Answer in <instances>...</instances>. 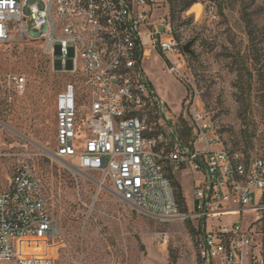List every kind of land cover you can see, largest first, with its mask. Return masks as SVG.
Wrapping results in <instances>:
<instances>
[{"label":"built area","instance_id":"built-area-1","mask_svg":"<svg viewBox=\"0 0 264 264\" xmlns=\"http://www.w3.org/2000/svg\"><path fill=\"white\" fill-rule=\"evenodd\" d=\"M153 7V0H0V46L15 36L39 41L45 55L58 57L57 71L82 81L54 97L56 160L99 174L100 188L109 181L122 202L160 222H196L198 264H264V155L225 148L196 99L178 116L188 142L178 122L169 124L142 62L152 47L167 56L168 74L184 78L186 64L169 22L164 33L149 22ZM6 79L10 103L26 82ZM166 166L171 175L189 171L193 213L180 211ZM225 216L239 220L207 230L208 219ZM59 238L43 188L22 161L0 193V264H53L52 250L20 255L19 243L47 250Z\"/></svg>","mask_w":264,"mask_h":264},{"label":"rangeland","instance_id":"rangeland-1","mask_svg":"<svg viewBox=\"0 0 264 264\" xmlns=\"http://www.w3.org/2000/svg\"><path fill=\"white\" fill-rule=\"evenodd\" d=\"M198 0L202 13L181 15L188 25L174 37L185 59L184 78L167 73V56L149 47L143 71L174 126L187 103L196 99L228 150L264 155V0ZM149 22L161 33L169 22L165 0H153ZM167 36V35H166ZM190 44L193 55L182 47ZM173 60L179 58L172 56ZM58 59L45 55L39 41L15 36L0 46V193L17 166L26 162L43 188L60 238L45 250L28 241L20 255L52 253L53 264H198L191 220L160 222L122 202L101 176L81 173L53 157V101L67 83L82 81L54 68ZM25 78L21 98L8 103L6 78ZM182 116V115H181ZM181 188L186 212H194L188 170L172 175ZM199 175H196V180ZM238 216L207 220V230L238 222ZM195 230V229H194Z\"/></svg>","mask_w":264,"mask_h":264},{"label":"trees","instance_id":"trees-1","mask_svg":"<svg viewBox=\"0 0 264 264\" xmlns=\"http://www.w3.org/2000/svg\"><path fill=\"white\" fill-rule=\"evenodd\" d=\"M168 5V17H169V24L171 26V30L173 33V36L178 40V37L176 35V31L179 28H182L186 25H188V21L181 20V15L185 13L187 10H189L193 5L198 3V0H165ZM213 4L216 5V7L220 8L221 2H217V0H213ZM191 56V55H190ZM152 119H148L147 123H152ZM178 124L180 127V136L182 139L186 142L190 139V130L187 127V123L183 121L181 118L178 119ZM165 171L168 175V177L171 180L172 186L174 188L175 196L178 201L180 211L182 213L186 212L185 205H184V199L181 193V188L178 182L174 179V177L171 175V171L169 167H165ZM189 227V233L193 238L197 235V232L191 227Z\"/></svg>","mask_w":264,"mask_h":264},{"label":"bare ground","instance_id":"bare-ground-1","mask_svg":"<svg viewBox=\"0 0 264 264\" xmlns=\"http://www.w3.org/2000/svg\"><path fill=\"white\" fill-rule=\"evenodd\" d=\"M190 11L196 16V17H200L201 13H202V9H201V6L198 5V4H195L193 5L191 8H190ZM146 56H148V54H146ZM29 241V240H28ZM27 240H23L19 243V245H23L22 249L26 251V248H27Z\"/></svg>","mask_w":264,"mask_h":264},{"label":"water","instance_id":"water-1","mask_svg":"<svg viewBox=\"0 0 264 264\" xmlns=\"http://www.w3.org/2000/svg\"><path fill=\"white\" fill-rule=\"evenodd\" d=\"M190 42L187 43L185 46L182 47V52L183 54H186V55H193V53L190 51L189 47H190ZM67 70L69 71L70 70V64H68V67H67ZM132 207V206H131ZM133 208V207H132ZM134 209V208H133Z\"/></svg>","mask_w":264,"mask_h":264},{"label":"crops","instance_id":"crops-1","mask_svg":"<svg viewBox=\"0 0 264 264\" xmlns=\"http://www.w3.org/2000/svg\"><path fill=\"white\" fill-rule=\"evenodd\" d=\"M147 57V56H146ZM191 179H192V177H191ZM176 180V179H175Z\"/></svg>","mask_w":264,"mask_h":264}]
</instances>
